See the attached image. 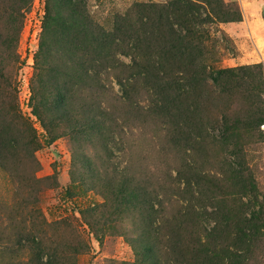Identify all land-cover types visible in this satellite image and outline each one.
<instances>
[{"label": "rangeland", "instance_id": "1", "mask_svg": "<svg viewBox=\"0 0 264 264\" xmlns=\"http://www.w3.org/2000/svg\"><path fill=\"white\" fill-rule=\"evenodd\" d=\"M169 1L84 0V10L88 23L96 31L113 32L120 37L116 29L126 27L134 37L140 30L139 19L146 15L142 5L162 7ZM223 2L238 7L242 20L216 23L206 28L211 37L205 42L209 59L206 62L217 69L243 66L252 69L239 72L234 80L224 81L226 92H219L208 81L204 86H197L195 93L181 98L183 107L191 110L190 119H200L201 126L195 134L204 136V140L184 142L182 135L175 139L173 134L167 135L162 130L160 115L148 109L149 84L132 71L137 61L144 63V52L140 45L128 43L125 32L120 37V48L111 50L112 58L108 63L113 69L106 81L109 90L105 96L106 105L113 119L116 143L113 152L119 169L126 172L129 169L144 187L152 190L149 192L154 202L157 196L163 199L165 212L175 218L185 203V196L181 194L183 184L178 181L182 179L211 181L198 188L190 186L193 198L197 199V192L201 193L199 197L203 196L208 212L212 210L211 205H220L231 211L234 219L241 220L249 218L262 203L263 228L254 233L257 239L242 258L243 264H264V25L259 30L256 25V36L249 37L237 26L243 21V9L248 4L240 0ZM12 3L13 0H0V17ZM57 7L58 3L50 0H28L17 48L21 65L18 70L11 65L6 68L8 79L17 80L19 110L32 128L36 146L33 151L21 149L6 161L0 158V264H34L35 254H42L33 248L35 246L30 248L33 238L39 241L38 247L52 249L57 246L62 264H130L138 251L131 242L139 233L132 213L113 202L104 212L108 215L102 217L111 227L108 228V224L97 235L88 226L92 218L83 212L103 202L100 193L90 188L93 175L85 160L79 159L81 165L77 171L72 167V154L77 151L91 158L96 168H102L87 138L79 144L72 143L66 136L54 138L32 111L30 82L47 10H57L63 19L69 16L67 6ZM262 10L263 17L264 6ZM250 24L253 25V21ZM123 53L126 56H122ZM255 65L260 68H253ZM124 76H128V82L121 88L116 78ZM84 93L88 95L90 90L86 88ZM133 103L138 104V108ZM260 118L262 123L257 125ZM221 126L229 128V134L224 140H217L214 135ZM95 173L97 176L103 174L101 169ZM35 179L41 182L36 187ZM243 189L251 192L255 199ZM193 198L190 204L196 210Z\"/></svg>", "mask_w": 264, "mask_h": 264}, {"label": "trees", "instance_id": "2", "mask_svg": "<svg viewBox=\"0 0 264 264\" xmlns=\"http://www.w3.org/2000/svg\"><path fill=\"white\" fill-rule=\"evenodd\" d=\"M50 1L58 3L57 9L67 6L69 16L63 19L57 10H47L30 82V101L33 114L48 134L54 138L66 136L78 144L87 138L95 151V159L101 162L103 174L97 176L95 171L100 169L91 158L77 151L72 154L74 171L81 165L79 159L83 158L93 175L90 188L97 190L103 199L101 204L83 211L93 220L88 221V226L97 235L108 224L110 228V222L102 221V217L108 215L104 212L114 202L137 220L135 226L139 233L131 243L138 251L130 264H243L242 254L257 239L254 233L263 228L262 203L249 218L241 220L234 219L231 211L220 205H211L212 210L208 212L203 196L199 197L201 193L197 192L198 198H193L190 186L198 188L211 181L182 179L178 181L183 184L181 194L185 196V203L178 217L167 215L163 199L157 196L154 202L149 187H144L129 169L128 173L119 169L113 152L116 147L113 119L105 97L109 91L106 81L113 69L108 63L112 58L111 50L120 48L126 32L128 43L140 45L144 52V63L137 61L132 71L149 84L148 109L160 115L162 130L167 135L173 134L175 139L182 135L184 142L204 140V136L195 134L201 126L200 119H190L191 110L183 107L181 98L195 93L197 86H204L208 81L219 92H226L224 81L234 80L239 72L252 69L246 66L217 69L207 63L205 42L211 37L206 28L216 23L239 22L241 11L223 0H205L202 4L171 0L162 7L142 5L146 15L138 21L140 30L132 37L128 28L116 29L120 38L113 32L96 31L88 23L84 0ZM27 5L28 0H13L8 11L0 17V82L4 84H0V158L5 161L23 148L28 152L36 146L32 128L19 110L17 80L10 81L6 72L9 65L17 70L21 65L17 48ZM121 55L126 56V53ZM258 76L260 82V74ZM127 77L116 78L121 88H125ZM86 88L90 90L88 95L84 93ZM133 104L138 108V104ZM262 120L260 118L256 124ZM221 127L214 135L217 140H224L229 134V128ZM240 182L244 184V180ZM33 183L36 187L41 182L35 179ZM190 198L196 202V210ZM30 241V248L35 246L33 248L42 254H35L34 264H62L57 246L45 249L38 247L39 241L35 238Z\"/></svg>", "mask_w": 264, "mask_h": 264}, {"label": "crops", "instance_id": "3", "mask_svg": "<svg viewBox=\"0 0 264 264\" xmlns=\"http://www.w3.org/2000/svg\"><path fill=\"white\" fill-rule=\"evenodd\" d=\"M240 2L247 3L248 7L243 9V21L237 26L243 30L244 34H248V36L250 35L252 37V34L255 35L260 29L259 27L264 25V20L262 19L264 0H240ZM251 21H253V25L250 24ZM256 25L258 30L255 29Z\"/></svg>", "mask_w": 264, "mask_h": 264}]
</instances>
